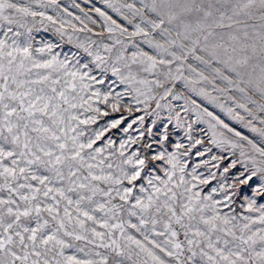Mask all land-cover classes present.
<instances>
[{
  "label": "snow or ice",
  "instance_id": "obj_1",
  "mask_svg": "<svg viewBox=\"0 0 264 264\" xmlns=\"http://www.w3.org/2000/svg\"><path fill=\"white\" fill-rule=\"evenodd\" d=\"M107 2L132 28L107 24L111 18L96 9L107 31H119L135 50L129 57V44L114 37L112 45H99L108 55L77 44L91 58L81 64L76 56L60 59L52 44L34 49L30 36L24 44L14 38L20 33L12 25L45 16L32 7L39 0H0V24L8 26L0 39V264H264V0ZM133 65L153 78H139ZM93 70L111 72L129 87L143 85L134 91L146 106L156 99L154 88L163 89L160 100L185 99V112L188 101L174 90L199 96L260 141L192 99L196 123L207 126L212 146L196 155L213 148L238 155L224 166L225 174L243 166L232 183L225 178L211 189L224 193L220 199L201 197L193 191L197 184L185 179L182 157L203 140L176 142L168 126L162 123L161 131L155 122L147 139L137 129L118 148L111 139L96 146L108 128L86 135L80 125L97 117L81 119L84 113L107 115L92 98L107 103L111 95L89 92L104 83ZM168 107L167 125L175 120L192 141V124L182 125L180 112ZM139 120L143 125L144 117ZM224 159L212 155L204 163ZM211 167L220 169V163ZM191 175L204 185L216 178L210 171L201 179L195 169ZM236 196L250 215L233 214Z\"/></svg>",
  "mask_w": 264,
  "mask_h": 264
},
{
  "label": "rangeland",
  "instance_id": "obj_2",
  "mask_svg": "<svg viewBox=\"0 0 264 264\" xmlns=\"http://www.w3.org/2000/svg\"><path fill=\"white\" fill-rule=\"evenodd\" d=\"M120 0H111V3L118 4ZM58 5V7L56 6ZM56 5H52L49 3V0H39V6L37 3H33L32 7L37 12H44L45 16L41 17L37 15L36 17H24L21 19L20 23L23 24V27L19 25H12L14 32H19V37H14V32L9 33L10 37H14L18 43L24 44L29 36L31 38V43L33 48L42 47L45 44H52L53 53L58 55L60 59H64L66 56L71 60L74 56L80 58V63H88L91 58L86 56L83 53L82 48H78L77 44H88L92 47L94 51H99L101 55H108L104 52L102 47H99L101 43L113 44L114 38H119L124 40L126 44H129L128 51L126 55L130 57L131 51L135 50L131 47V42L125 40V37L120 36L119 31L114 33H109L107 31V24L111 23V20H115L122 27H127L129 32L132 31L131 25H128L125 20L121 18V16L109 6L107 0H56ZM96 9H100L101 12H104L106 16L111 19L107 22L103 17L99 15ZM53 17V21L48 20L47 17ZM6 24H0V39H5L4 33L7 30ZM29 29L31 32L29 33ZM59 29L60 31H57ZM69 36L72 37V40L69 41ZM135 40H139V37H135ZM11 42V41H9ZM92 42H95L94 44ZM116 47H119L117 45ZM115 51V49H113ZM35 54V53H34ZM94 68V66H93ZM133 72L139 73V78L152 79L153 77L148 76L147 73L143 72L140 69L139 65H133ZM92 75L103 79L104 83H96L93 85V88L89 90L95 91L98 90L102 95L108 94V102H103L102 98L97 100L95 97L92 98L91 103L94 106L99 107L102 112H106L107 115H102L99 113L86 112L81 116V119L86 118L90 115H95L97 120L95 123H90L88 125H80L81 128L86 129V135H91L94 131H98L101 128H108L109 130L105 133V135L101 138L100 141L97 142L96 146H105L106 142L111 139L115 141L113 145L114 148L119 147V143L122 141H127L129 136H137L139 133L137 129L145 132V136L147 139L146 129L153 128V122H155V128L163 130L160 126L161 124H165L169 128V132L172 134V139L176 142L183 143L188 145L192 143L196 139H201L204 143L196 145L191 149V151L183 156L182 159L186 164L185 167V179L192 181L197 184V188L193 189V191H199L201 197L204 196H213L214 199H220L224 193H212V188L220 187V184L225 182L232 183V177L234 173H237L242 170V165L237 163L235 169L230 168L228 173H223V168L228 164L229 160H238V155H232L231 151L221 152L217 148H213L212 152L208 153L207 156H198L196 155L198 150H202L205 147H212L207 143L209 138V133L207 132V126L205 124L196 123V116L191 111L193 105L191 104V100L195 99L197 103L201 104V107L208 106L210 110L217 112L221 115V118L228 123L229 125L235 127L237 130L241 131L243 134L247 135L249 138L254 141L259 142L260 137L257 134L252 133L247 128H244L242 125L233 121L230 117L224 115L223 113H219L218 109H213L211 105H207L205 101H203L199 96L190 95L189 93L183 92L182 89H175L174 91L180 92L188 101L189 111L185 112L182 110V106L185 105L186 100H174L171 96L167 99L160 100L159 95L162 94L163 89H153V93L156 95V99L149 100L147 106L144 103H137L136 101V92L134 89L143 88V85L133 84L131 87L125 84H121L118 77H114L109 72L105 76H101L98 70H93ZM117 94H122L119 97L118 110H113L112 103H114V97ZM143 100L144 97L141 96L139 98ZM159 101L161 104V109H156V103ZM173 110V112H180V115L184 118L181 121V124L184 125L186 123L192 124V141L188 139L185 135L186 129L181 127L179 129L176 128V121L173 120L171 125H167V119L169 116V107ZM87 107V105H85ZM75 111L82 112V109H76ZM144 117L143 125H141L139 118ZM115 120H121L122 123L117 128H110V124ZM135 121V123H133ZM131 124L132 127L128 128V125ZM259 127V125H257ZM125 129H127L125 131ZM230 135V134H229ZM138 145H133L132 147H137ZM184 149H181L183 152ZM239 150H237L238 153ZM212 155L217 156H225L226 159L220 161H213L211 163H220V169H215L211 167V163L205 164L204 161L208 160V158ZM199 165V166H198ZM195 169V175L203 178H207L209 176V172H215L216 178L211 180V182L207 185L199 184L198 181L192 179L191 173ZM162 175V173H161ZM239 188V185H236ZM247 191V188H245ZM235 203L232 205L234 209L233 214H243L250 215L244 207V201L236 196L233 198ZM224 211H228L227 208ZM251 215H255V213H251ZM131 231V230H130ZM162 255V254H161ZM133 259H136L133 257ZM127 264H132L131 261H128Z\"/></svg>",
  "mask_w": 264,
  "mask_h": 264
}]
</instances>
